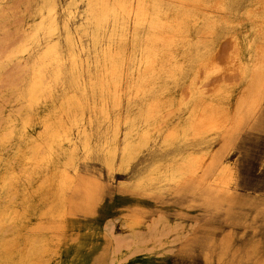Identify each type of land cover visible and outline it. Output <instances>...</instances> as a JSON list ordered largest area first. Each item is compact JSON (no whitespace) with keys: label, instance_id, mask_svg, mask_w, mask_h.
Here are the masks:
<instances>
[{"label":"bare ground","instance_id":"6f19581e","mask_svg":"<svg viewBox=\"0 0 264 264\" xmlns=\"http://www.w3.org/2000/svg\"><path fill=\"white\" fill-rule=\"evenodd\" d=\"M235 2L85 0L95 44L109 28L106 43L93 63L99 95L90 110L109 121L108 101L111 98L119 104L122 82H130V97L153 95L128 122L122 136L117 121L106 130L111 138L109 166L119 137V158L126 163L164 135L163 156L142 176L138 187L145 188L150 180L163 177L175 193L198 191L208 203L231 201L233 172L219 157L220 151L245 114L255 116L264 101V0H250L242 11ZM56 6V0H47L48 18L43 13L29 29L18 28L22 30L19 44L1 53L5 61L22 59L15 67L27 68L28 76H21L22 88L16 92V100L23 103L16 114L17 131L12 116L0 130V162H4L0 170V264H45L55 239L34 235L37 224L61 218L70 209L68 192L78 190V184L67 165H77V141L85 154L91 151V117L86 116L78 94V87L92 81L91 64L80 57L81 49L72 35L69 22L73 14L69 11L61 24L53 13ZM244 23L250 28L243 29ZM220 29H224L221 39L229 42L224 55H220ZM62 36L74 63L71 82L76 84L62 95L59 105H53L49 100L54 84L63 86L65 82ZM31 55L32 61L28 59ZM179 86H185V92L179 91ZM14 140L19 141L14 150L20 165L4 160L2 154ZM45 170L46 176L36 181ZM85 190L91 200L92 191ZM162 223L160 218L152 220L143 231L132 221L126 226L128 235L119 237L108 222L106 229L114 238L113 255L122 253V247L131 250L146 240L164 238Z\"/></svg>","mask_w":264,"mask_h":264},{"label":"rangeland","instance_id":"374dc122","mask_svg":"<svg viewBox=\"0 0 264 264\" xmlns=\"http://www.w3.org/2000/svg\"><path fill=\"white\" fill-rule=\"evenodd\" d=\"M56 1L53 13L61 24L69 11L73 14L69 22L72 35L81 49L80 57L91 64L92 81L84 82V89L78 87V94L84 101L86 116L91 117L92 145L90 153L85 154L81 142L77 141V165H67L78 184V190L68 192L72 200L70 209L61 218L37 224L40 226L34 235L46 234L55 239L53 252L46 256L45 264H264V101L255 116L245 114L220 151L219 157L233 172L230 204L208 203L198 191L175 193L163 177L150 180L149 185L140 188L142 176L163 156L160 152L164 135H159L137 159L126 163L119 158L122 147L119 137L113 165L109 166L107 153L111 138L106 130L117 121L119 136H122L129 128L128 122L141 112L153 95L130 97V82H122L119 104L113 103L111 98L108 101L110 120L93 113L90 106L98 103L99 95L93 63L106 43L109 28L101 32L99 43L95 44L94 26L87 20L85 0ZM233 1L240 11L250 2ZM46 6L47 0H0V130L12 116L17 131L19 117L16 114L23 103L16 100V92L22 88L21 76H28L27 68L22 71L15 67L17 62H23L22 59L5 61L1 53L19 44L21 28L29 29L43 13L48 18L51 12L47 13ZM244 26L243 29L250 28L249 23ZM223 32L224 29L218 31L220 55L229 48L227 39H221ZM197 35L194 32L192 37ZM61 39L65 82L63 86L61 82L54 84L55 92L49 100L53 105H59L62 95L76 84L70 77L74 63L64 36ZM28 59L32 61L33 55ZM129 65L128 73L132 71V64ZM85 77L87 81L86 72ZM183 89L186 87H178L185 92ZM18 144L19 141L14 140L11 147L3 148L4 160L10 159L20 165L14 150ZM3 163L2 160L0 170ZM46 174L47 170L35 180L43 179ZM208 178L212 180L213 177L208 175ZM86 188L93 193L91 200H87ZM159 218L163 221L160 228L166 233L164 238L146 240L131 250L122 247V253L113 255L114 238L106 229L108 222L112 225V233L126 237L129 233L126 226L132 221L145 231L148 223Z\"/></svg>","mask_w":264,"mask_h":264}]
</instances>
